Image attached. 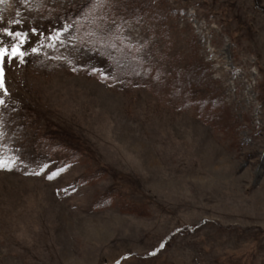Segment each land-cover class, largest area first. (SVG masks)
<instances>
[{
	"label": "rangeland",
	"instance_id": "rangeland-1",
	"mask_svg": "<svg viewBox=\"0 0 264 264\" xmlns=\"http://www.w3.org/2000/svg\"><path fill=\"white\" fill-rule=\"evenodd\" d=\"M4 29L0 264H264V0H0Z\"/></svg>",
	"mask_w": 264,
	"mask_h": 264
},
{
	"label": "snow or ice",
	"instance_id": "snow-or-ice-1",
	"mask_svg": "<svg viewBox=\"0 0 264 264\" xmlns=\"http://www.w3.org/2000/svg\"><path fill=\"white\" fill-rule=\"evenodd\" d=\"M33 31H35L33 29ZM4 32L9 35V36H14L17 39V43L12 46L11 51H7L4 48H0V65H2L3 59L7 55L8 57H19L21 59V62H23V57L25 55V52L21 50L20 45H23L26 42L27 39V34L26 33H21V32H12L9 31L8 29H4ZM59 34H57L58 36ZM33 52H36L37 49L33 48ZM3 87V82H2V67H0V88ZM0 103H3L2 100H0ZM0 167H11V164L7 163L6 161L0 160ZM58 173H52L49 175V179H52L53 176L57 175ZM164 245L161 244L160 248H163Z\"/></svg>",
	"mask_w": 264,
	"mask_h": 264
}]
</instances>
